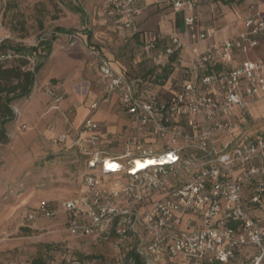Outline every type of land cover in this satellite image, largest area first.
<instances>
[{
  "label": "built area",
  "instance_id": "built-area-1",
  "mask_svg": "<svg viewBox=\"0 0 264 264\" xmlns=\"http://www.w3.org/2000/svg\"><path fill=\"white\" fill-rule=\"evenodd\" d=\"M198 1L166 0L175 12L194 10ZM110 2L127 19L131 35L137 34L135 0ZM184 22L190 42L171 38L166 56L211 37L196 16L188 15ZM244 25L245 32L220 45L203 51L193 47L190 76L169 97L140 92L101 58L100 72L111 90H124L130 117L151 126L154 134H172L174 143L183 139L185 145L151 156L158 164L136 174L132 163L124 168L117 158H108L120 165L110 172L107 158L102 160L104 174L125 173L129 178L124 207L118 203L119 192L103 190L98 178L87 175V196L67 200L61 207L43 202L38 214L53 219L63 210L70 217L68 232L73 236L98 242L115 237L123 247L131 241L130 249L146 264H264V135L246 137L237 129L251 100L264 98V56L255 55L264 50V17L250 14ZM157 42V36L145 39L142 52L150 53ZM46 93L57 105L61 102L49 84ZM98 129L97 123L87 121L85 130L92 134L74 142L93 157L89 164L95 168L91 150L100 142ZM222 136L228 142L219 143ZM66 139L64 135L59 141ZM169 173L178 178L173 188L164 177Z\"/></svg>",
  "mask_w": 264,
  "mask_h": 264
},
{
  "label": "rangeland",
  "instance_id": "rangeland-1",
  "mask_svg": "<svg viewBox=\"0 0 264 264\" xmlns=\"http://www.w3.org/2000/svg\"><path fill=\"white\" fill-rule=\"evenodd\" d=\"M78 5L84 14L72 11ZM122 18L110 0H0V40L30 48L56 37L48 59L43 61L37 55L28 58L31 68L40 60L44 62L38 74L41 83L50 81L44 91L48 84L58 87L74 110L81 105L78 100L108 98L102 111L115 116L119 123L115 131L106 128L105 140L91 150L97 168L90 167L93 157L74 145L73 139L69 143L68 138L55 141L57 134L53 132L51 136L43 134L47 139L41 145L32 140L29 125L25 129L21 126L23 121L9 127V142L0 144V264H33L36 259L62 264L72 258L85 264H130L124 263V256L131 241L123 247L117 245L115 237L98 242L91 237L73 236L68 232L70 217L63 210L53 219H46L37 211L43 202L61 207L67 200L87 196V175L98 178L103 190L119 192L118 203L124 207L123 190L129 185V178L125 173L104 174L102 160L117 158L124 168H130L134 158L160 155L185 145L183 139L174 143L172 134H154L151 126L131 118L124 90H111L100 72L103 58L142 93L161 95L160 88L166 85H161L162 76L170 56L159 48L143 53L121 23ZM255 55L264 56V50ZM181 86L182 83H175L171 90L177 92ZM110 96L115 97L114 104ZM252 100L249 111L241 115L237 124L238 134L246 137L264 135V98ZM223 142H228L227 137H221L219 143ZM164 177L169 188L176 186L178 178L173 173ZM181 263L185 262L168 264Z\"/></svg>",
  "mask_w": 264,
  "mask_h": 264
},
{
  "label": "crops",
  "instance_id": "crops-1",
  "mask_svg": "<svg viewBox=\"0 0 264 264\" xmlns=\"http://www.w3.org/2000/svg\"><path fill=\"white\" fill-rule=\"evenodd\" d=\"M134 5L139 12L135 20L139 32L131 37L135 39L141 48L144 40L153 36L158 38L153 51L159 48L164 52L171 38H178L184 44L189 43L190 39L184 22L185 17L188 15L196 16L199 26L211 34V37L206 41L198 42L194 46L186 45L177 52V59L172 64V73L166 85L160 88V94L163 97L174 94L175 91L171 89L175 83L183 84L189 78L193 47L203 51L214 45H220L226 40L245 32L244 19L248 15L259 13L264 17V0H199L194 10L179 12H175L166 0H135ZM121 20V23L125 26L124 28L131 33L127 27V19L122 18ZM258 52H261V50H258ZM38 79L39 75L31 97L16 105L15 108L18 109L19 114L11 129L18 121H23L21 126L27 128L29 125L32 140H35V142L40 141L41 145L47 139L43 134L51 136L53 132L57 134L53 139L58 142L59 138L66 134H69L66 135L69 139L66 141L67 143L72 142V139L75 141V138L77 139L80 136L88 138L92 132L85 130L87 121L99 125L97 134L101 143L105 140L106 128L110 131L117 129L119 123L115 116H107L106 112L102 111V107L107 106L106 104L109 103L108 98L102 101L96 96L89 98L87 101L76 98L81 105L74 110L73 106L70 105V101H65L64 93L53 85L52 88L62 97L61 102L57 105L44 91V85L50 81L41 83ZM109 98H113L111 101L114 104L115 97L110 96ZM24 104L25 108L22 110ZM93 104L99 105L97 110L92 109ZM40 144L38 146H41Z\"/></svg>",
  "mask_w": 264,
  "mask_h": 264
},
{
  "label": "trees",
  "instance_id": "trees-1",
  "mask_svg": "<svg viewBox=\"0 0 264 264\" xmlns=\"http://www.w3.org/2000/svg\"><path fill=\"white\" fill-rule=\"evenodd\" d=\"M72 11L84 14L83 8L79 5L72 8ZM55 38L42 41L37 47L30 48L11 46L8 42L0 43V144H7L9 142L8 129L17 119L14 107L31 97L36 85L37 75L44 67L43 61L48 59L53 51ZM34 55L42 58L43 61H38L34 68H31L28 58ZM177 56V53L170 56L169 65L163 70L164 74L161 85H164L168 81L173 70L172 64L176 61ZM130 260L134 261L135 264H146L134 249H130L124 256V263H129ZM74 261H80L82 264H85L83 260L74 258L62 264H73ZM33 264L50 263L42 259H36L33 261Z\"/></svg>",
  "mask_w": 264,
  "mask_h": 264
},
{
  "label": "bare ground",
  "instance_id": "bare-ground-1",
  "mask_svg": "<svg viewBox=\"0 0 264 264\" xmlns=\"http://www.w3.org/2000/svg\"><path fill=\"white\" fill-rule=\"evenodd\" d=\"M132 172L138 173L143 170H146L152 166H155L158 164L157 159L154 157H143V158H134V161L132 162ZM120 166L117 161L106 159V170L108 171H117V167Z\"/></svg>",
  "mask_w": 264,
  "mask_h": 264
}]
</instances>
